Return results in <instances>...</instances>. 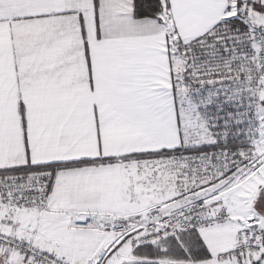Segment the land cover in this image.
<instances>
[{"label": "snow or ice", "instance_id": "snow-or-ice-1", "mask_svg": "<svg viewBox=\"0 0 264 264\" xmlns=\"http://www.w3.org/2000/svg\"><path fill=\"white\" fill-rule=\"evenodd\" d=\"M117 168L139 210L74 207ZM255 178L264 0H0V264H264Z\"/></svg>", "mask_w": 264, "mask_h": 264}, {"label": "rangeland", "instance_id": "rangeland-1", "mask_svg": "<svg viewBox=\"0 0 264 264\" xmlns=\"http://www.w3.org/2000/svg\"><path fill=\"white\" fill-rule=\"evenodd\" d=\"M147 175H150L147 171L140 175H136V170L133 168L131 173H126L122 172L120 170L119 173L115 175V177L118 176V178H122L124 182L116 181L114 184L112 183L108 184V189L105 188V185L101 183L100 179L96 178L95 180H92L90 182H85V183H90L93 184V186H89L87 189H84L85 183L82 187H78L76 189V192L79 190H82L78 193H74V196L76 199H85L87 202H90L91 204L87 203L88 205H82V207H96L99 208L102 211H106V207H109L111 209H117V208H123L125 206L130 205L127 202V199L125 198L124 192L127 189V186L129 184H133L136 180L144 179L146 178ZM264 184V180H261L259 178H255L254 180H250L245 183L244 185V191L239 192L238 196L243 197L248 199L249 201H252L255 197V195L259 191V186ZM142 186L138 185L137 186V191H140ZM94 190V191H91ZM103 191H107V193H103ZM99 200V201H96ZM74 201V199H73ZM81 206V205H79ZM249 207L251 206L250 204L248 205ZM81 207V208H82ZM236 207L237 209H243V205L240 203V201H236ZM79 209V208H78ZM104 209V210H103ZM139 210L138 206H136V210ZM108 211V210H107ZM109 212V211H108ZM125 213H131L134 211H124ZM243 218V217H241ZM228 241H221V243H227Z\"/></svg>", "mask_w": 264, "mask_h": 264}, {"label": "crops", "instance_id": "crops-1", "mask_svg": "<svg viewBox=\"0 0 264 264\" xmlns=\"http://www.w3.org/2000/svg\"><path fill=\"white\" fill-rule=\"evenodd\" d=\"M161 43H162V38H161ZM134 133L132 132V130L131 129H128V128H121V129H117V130H115L113 133H112V139L113 140H118V139H120V138H123V137H128V136H132ZM106 140H107V138H106ZM88 147V154H94V152H95V147H96V145H95V140H94V138H93V140H92V142L87 146ZM48 148H47V146L45 145V146H42V148H41V154H42V156H44L45 158H59L58 156H55V155H47V153H48ZM53 152H55L56 150L55 149H53L52 150ZM120 172V169L119 168H117V169H110V170H105L103 173H101L97 178L98 179H100V181H101V183H103L104 185H105V188L106 189H108V184L109 183H112V181H114L113 182V184L118 180V181H122V182H124V180L122 179V178H118V176L117 177H115V175L117 174V173H119ZM93 186V184H90V183H85V186H83V187H85L84 189H87L89 186ZM83 190V189H82ZM82 190H79V191H75V193H78V192H80V191H82ZM91 191H94V190H91ZM103 193H107V191L105 192V191H103ZM73 199H74V207L77 209V210H81V209H87V208H93V209H97L95 206L94 207H91V206H89V207H82V205H88L87 203H89V205L91 204L90 202H87L85 199H76L75 197H73ZM96 201H99V200H97L96 199ZM79 205H81V206H79ZM82 207V208H81ZM79 208V209H78ZM107 209H108V211L110 212V213H112V214H123V213H125L124 211H135L136 210V206H134V205H128V206H125V207H123L122 209L121 208H117V209H111V208H109V207H106ZM106 209V210H107ZM104 210V209H103ZM102 211V210H101ZM109 212H107V213H109ZM132 213V212H131ZM131 213H129V214H131Z\"/></svg>", "mask_w": 264, "mask_h": 264}, {"label": "built area", "instance_id": "built-area-1", "mask_svg": "<svg viewBox=\"0 0 264 264\" xmlns=\"http://www.w3.org/2000/svg\"><path fill=\"white\" fill-rule=\"evenodd\" d=\"M104 214H106V215H111V214H109V213H107V212H103Z\"/></svg>", "mask_w": 264, "mask_h": 264}, {"label": "trees", "instance_id": "trees-1", "mask_svg": "<svg viewBox=\"0 0 264 264\" xmlns=\"http://www.w3.org/2000/svg\"><path fill=\"white\" fill-rule=\"evenodd\" d=\"M107 210H108V209H107ZM107 210H106V211H102V212H108ZM109 214H111V215H112V213H110V212H109Z\"/></svg>", "mask_w": 264, "mask_h": 264}]
</instances>
